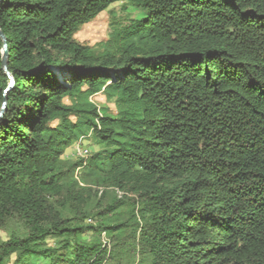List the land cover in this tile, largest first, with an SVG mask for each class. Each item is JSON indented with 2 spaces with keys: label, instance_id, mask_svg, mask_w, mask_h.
<instances>
[{
  "label": "trees",
  "instance_id": "1",
  "mask_svg": "<svg viewBox=\"0 0 264 264\" xmlns=\"http://www.w3.org/2000/svg\"><path fill=\"white\" fill-rule=\"evenodd\" d=\"M117 3L144 17L75 40ZM0 32V264H105L82 237L129 230L139 264H264V0H0ZM87 135L93 216L61 159Z\"/></svg>",
  "mask_w": 264,
  "mask_h": 264
},
{
  "label": "rangeland",
  "instance_id": "2",
  "mask_svg": "<svg viewBox=\"0 0 264 264\" xmlns=\"http://www.w3.org/2000/svg\"><path fill=\"white\" fill-rule=\"evenodd\" d=\"M143 17L144 15L141 11L127 3L111 5L106 11L99 14L94 21L81 27L75 36V40L81 45L88 46L97 51H102L103 46L109 40V34L114 26L118 24L127 26L130 21H138ZM63 101L67 106H70L73 103L69 98H65ZM88 102L93 104L97 109L98 114L116 113L114 102L112 100H107L101 92L94 96H90ZM72 120L74 121V118ZM87 136L88 139L83 140L85 136H82L79 140H75L70 147L64 149L61 159L63 165L74 170L73 177L77 180L75 190L77 191L79 188L83 189L82 209L93 216L94 213L109 206L113 202L114 196L112 191L106 190L105 193L98 198L95 193L97 187L93 185L89 179L85 178V170L82 168L83 163L92 155H95L102 150L101 146L95 141V139L90 138V135ZM97 190L98 194L99 192L102 193L104 191L102 188H98ZM58 207L59 206L56 205V208ZM68 217L71 216L69 215ZM127 218L128 217L124 215L121 217V221H126ZM96 221L98 222V220L91 217V219L86 221L84 225L96 226ZM9 227L8 230H15L18 227V224L14 222L11 223ZM132 232L133 231L129 230L126 233H122L115 239L112 238L111 241L105 235H100L98 237L97 234L84 235L82 240L94 245H99V242L101 243L102 240V242L108 244L107 247H109L110 250L112 247L110 259H108L105 264H139L141 257L136 252V248L132 245ZM48 244L52 245L51 242ZM39 264H47V262L40 261Z\"/></svg>",
  "mask_w": 264,
  "mask_h": 264
},
{
  "label": "water",
  "instance_id": "3",
  "mask_svg": "<svg viewBox=\"0 0 264 264\" xmlns=\"http://www.w3.org/2000/svg\"><path fill=\"white\" fill-rule=\"evenodd\" d=\"M0 39H1L2 44H3L1 64H2L3 70L6 71V66H7L9 53H8V50H7V45H6L7 42H6L5 36L1 32H0ZM11 84H12V81H11L10 85Z\"/></svg>",
  "mask_w": 264,
  "mask_h": 264
},
{
  "label": "built area",
  "instance_id": "4",
  "mask_svg": "<svg viewBox=\"0 0 264 264\" xmlns=\"http://www.w3.org/2000/svg\"><path fill=\"white\" fill-rule=\"evenodd\" d=\"M86 139H88V136H85L83 140H86Z\"/></svg>",
  "mask_w": 264,
  "mask_h": 264
}]
</instances>
